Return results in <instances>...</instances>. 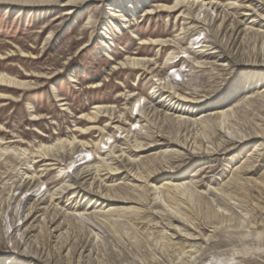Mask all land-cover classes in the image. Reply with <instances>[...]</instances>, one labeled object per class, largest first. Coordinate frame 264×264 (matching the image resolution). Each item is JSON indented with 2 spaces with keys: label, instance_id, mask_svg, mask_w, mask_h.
Masks as SVG:
<instances>
[{
  "label": "rangeland",
  "instance_id": "rangeland-1",
  "mask_svg": "<svg viewBox=\"0 0 264 264\" xmlns=\"http://www.w3.org/2000/svg\"><path fill=\"white\" fill-rule=\"evenodd\" d=\"M116 1L0 0V75L16 82L0 80V264H31L42 248L58 264H264V0H147L105 39ZM200 2L254 30L235 61L202 64L226 39ZM171 87L174 103L198 102L190 121L146 124ZM137 143L148 146L132 155L136 180L122 170L107 185L123 188L104 193L121 201L76 193L75 178L109 173ZM32 176L42 184L24 192ZM38 200L65 222L56 243L43 225L27 237Z\"/></svg>",
  "mask_w": 264,
  "mask_h": 264
},
{
  "label": "bare ground",
  "instance_id": "bare-ground-1",
  "mask_svg": "<svg viewBox=\"0 0 264 264\" xmlns=\"http://www.w3.org/2000/svg\"><path fill=\"white\" fill-rule=\"evenodd\" d=\"M20 3H29V1L36 3H44L49 0H18ZM117 0L115 3L110 4V11L114 12L113 17L114 21L111 23V27L106 28L105 30V39L110 36L111 33L116 32L119 30L120 24H126L128 21V17L130 16H135L139 12H141L144 7L147 4V0ZM259 3V1H257ZM192 7L197 4L196 2H192ZM201 7L200 11L202 9L207 8L210 9L214 12V14H218L217 17L220 16V21H221V26L219 27V32L221 33V36L223 37L222 40L226 39V45H221L217 43V46L210 50H214L213 52L207 54L206 56L208 58L214 59L215 61L213 63H209L208 61L202 62L204 65H215V66H220L221 61H229L233 62L236 60V55H233L231 52L234 51V49L238 46L242 45V41L246 38V36H249L254 30L252 28H249L245 30L243 28L244 23L242 20L235 19L231 21L232 17L230 14L227 12H224V9H221V5L215 2H209V3H199ZM242 9H246V6H239ZM198 8V6H197ZM264 9V6L262 7ZM221 10V11H220ZM231 21V22H230ZM253 23V22H252ZM251 31V33L248 34V32ZM230 45L229 47H227ZM226 46V47H224ZM231 49V51H229ZM215 55V56H214ZM129 64L134 67H140L143 69H150L152 64V61L146 60V59H139V58H134L130 59ZM155 65V64H154ZM236 67H240L242 69H246L247 65L243 63H236ZM264 67V65H262ZM252 74H250L251 76ZM0 80L3 82H9V83H16L12 79H9L7 76H1L0 75ZM252 83L254 79L251 78ZM258 81V80H257ZM18 85H22L20 83H17ZM240 86V85H239ZM233 93V92H232ZM175 92L174 89L171 87L170 92L163 95L161 100L158 102V106H154L152 109L147 110L144 113L145 118H143V121L146 122V124H149L148 118H155L157 120H164V121H174V122H189L191 119L192 113L190 111L194 110L198 102L190 101L186 98L178 99L177 102H173L175 97ZM99 111L103 110L104 113L110 114V110L106 111L107 108L105 107H98ZM191 114V115H190ZM113 116V115H111ZM161 140L159 141L160 143L158 144L159 146L162 147H169L171 144H177L179 145L176 141L170 140V138L164 136H160ZM59 144V143H58ZM66 143H61V147L64 146ZM72 144V143H71ZM183 145V144H182ZM231 145H236L232 141ZM58 146V145H57ZM129 146V145H128ZM147 146L143 143H137L134 144L133 146L130 144V146L126 149H121L118 153L120 154H114L115 157L111 160L112 165L111 167H108L109 173L102 175V173L106 170H104V166L96 171L95 173H90V171H86L84 174H82L80 177H77L74 179L73 182V189H77L76 193L78 192V195L84 193L87 195L95 196L98 197L99 199L104 200L105 202L107 201H121L119 199L117 200H112L104 194L106 191L110 190L112 191V188H115L116 190H121L123 187L122 185H115V186H108V182L113 180L115 176L120 175V172L124 170V173H126V178L133 177L134 175H137V172L140 170V160L136 162L135 159H132V155L135 153H142L143 151L147 150ZM59 147V146H58ZM152 148V146H150ZM76 150L75 154H83V153H91V151H88V148L85 146L82 147V149L78 148L77 146L74 147V151ZM256 151V150H255ZM208 152V151H207ZM210 153L214 154V150L210 149ZM74 154V155H75ZM68 155H65V158L62 157L61 160H51L52 162H58L56 165H61V162L66 161V158ZM148 157V156H147ZM251 157V156H250ZM146 158V157H145ZM143 160V159H142ZM73 161V159H72ZM54 162V163H55ZM60 163V164H59ZM72 163H75L74 161ZM51 164V163H50ZM26 175V174H25ZM137 177V176H136ZM35 179V181L32 180ZM37 179V180H36ZM136 180V178H134ZM139 181V180H138ZM39 182L38 184H42V179L41 178H34L32 177H26L25 180L23 181V184L21 187L24 192H30L36 188L35 184ZM125 186V184H124ZM19 187L18 190L21 189ZM114 189V190H115ZM126 199V198H124ZM126 200H124L125 202ZM47 201H42L38 200L35 201L34 204H32L30 210L28 211L27 217L28 222L32 221L29 223L27 226V237L30 236L33 233H38L42 228V225L45 226L46 232L49 234V237L52 241V243H56L58 241L59 236L58 234L63 231L65 228V222L62 221L59 224V221L62 218V215L59 213H56L54 211L55 208H52L51 206H48ZM64 217V216H63ZM41 233V232H40ZM35 235H32L31 238H35ZM0 241L2 240V237H0ZM32 242H35L34 240ZM69 243H66V245H62V249L65 248V251H67ZM60 245V242H58L57 246ZM84 249V254L88 252V246H82ZM37 249L40 250L38 247ZM1 253V252H0ZM1 255V254H0ZM84 256V255H83ZM85 257V256H84ZM88 257V255H87ZM48 256L45 253L44 249L42 248L35 256H31L29 259H31L32 262L35 261L36 264H58L59 260L58 259H52V260H47ZM32 262H30L32 264ZM1 263V261H0ZM70 264V262H69Z\"/></svg>",
  "mask_w": 264,
  "mask_h": 264
}]
</instances>
